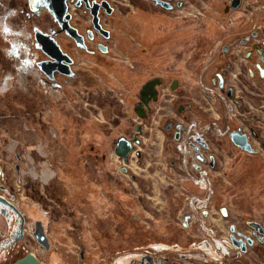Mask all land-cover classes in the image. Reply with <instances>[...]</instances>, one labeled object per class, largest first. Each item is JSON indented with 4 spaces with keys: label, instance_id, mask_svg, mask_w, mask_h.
Instances as JSON below:
<instances>
[{
    "label": "rangeland",
    "instance_id": "rangeland-1",
    "mask_svg": "<svg viewBox=\"0 0 264 264\" xmlns=\"http://www.w3.org/2000/svg\"><path fill=\"white\" fill-rule=\"evenodd\" d=\"M112 1L115 13L103 17L112 33L110 51L92 54L81 49L82 44L62 39L73 56L72 73L50 78L38 68L42 54L34 44L36 33L57 29L46 22L55 18L48 0H0V97L21 90L24 99H34L51 113L58 109L79 122L94 121L96 137L93 130L86 132L85 157L79 153L74 161L86 164L87 172L95 171L101 182L111 178L117 185L87 204L93 218L70 224L66 216L78 214L75 205L58 202L52 205L54 210L47 207L51 204L38 209L17 182L5 183L0 177V193L18 199L15 203L29 219L23 243L30 251L46 243L40 252L45 264L96 260L100 251L93 247L102 237L103 259L126 261L122 264H149L148 260L230 264L239 258L237 251L243 252V260L264 264V243L257 237L264 227V149L250 155L221 135L219 126L226 114L223 91L217 85L208 89L221 60L224 28L219 13L227 0H186L173 11L161 9L153 0ZM73 7L74 24L86 34L91 19ZM89 43L95 46L96 41ZM146 84H153L149 88L155 98L153 107L146 106L149 116L142 119L136 109L143 106L140 98ZM87 89L94 98L81 97ZM178 102L183 103L185 116L176 115ZM191 103L195 107L187 110ZM167 116L174 120L169 122L172 127H166ZM211 123L205 172L200 173L192 165V142ZM122 137L134 146L127 160L115 152ZM0 142L2 168L7 165L3 156L7 143ZM210 154L215 167L208 164ZM50 211L57 212L56 220L49 217ZM82 227L87 232L81 235ZM232 238L245 242L247 249L241 251ZM248 238L254 240L252 245Z\"/></svg>",
    "mask_w": 264,
    "mask_h": 264
},
{
    "label": "flooded vegetation",
    "instance_id": "flooded-vegetation-1",
    "mask_svg": "<svg viewBox=\"0 0 264 264\" xmlns=\"http://www.w3.org/2000/svg\"><path fill=\"white\" fill-rule=\"evenodd\" d=\"M103 1L107 2V6L99 5L97 7V16L102 28L109 32L108 36H105L93 26L92 14L90 10V7L94 5V3L101 4ZM153 1H156V4L161 9L173 11L181 8L186 0ZM236 2L237 5L234 6L233 3ZM48 3L50 7L53 6L52 0H48ZM73 4L75 6L73 8L87 12L91 19L92 25L86 29V34L80 32L79 28L74 24L75 16L73 11H71ZM64 7V15H69V18L66 20L65 16H63V21L66 20L68 26L73 28L75 33L79 35L78 39L80 40V43H77L75 38L62 27L60 20L54 13L52 16L54 15L55 18H47L46 22L47 24L55 26L57 29L52 30L50 28L51 31L49 30V32L42 33L49 35L52 39H54L60 46L63 53L67 54L70 58H72V60L73 56L63 47V42H65L64 40L68 43L71 42V44H73V42L75 44L77 43L79 46L82 44L80 48H85L86 51H90L92 54L93 52L107 54L110 51L109 40L112 37V33L105 27L103 17H110L115 13L116 6L113 1L65 0ZM108 9L110 11H108ZM220 11L221 12L219 14L221 18L219 22L224 28V34L220 36L221 43L219 54L221 60L218 63L219 66L214 69V74L212 73L209 78L210 88L208 89H216L217 85V89L224 92H222V94L224 95L223 100L225 101L224 106L226 114L223 115L224 120L220 122L221 125L219 126L217 123L216 125H218L219 129H221V135H226L227 139H229L235 147L243 152L253 155L254 153H258L264 149V113L262 114V112H264V0H227L225 4H221ZM226 27L228 28L226 29ZM215 40H218V38ZM90 41H96L95 46L90 44ZM34 44L40 54H42L41 61H54L40 48L35 38ZM238 44L241 48L235 49V46ZM101 47L106 49L102 50ZM210 47L211 52L213 50V44ZM208 57L212 56L208 55ZM69 66L70 68H73V62L70 63ZM38 68L42 71L39 66ZM55 73L58 74L59 72L56 70L54 71V74ZM152 85L153 84H146L143 87L140 98L143 101V106L136 109L137 116L142 119L149 116L146 112V108L153 105L151 103L155 97L152 93L153 89L149 88L152 87ZM178 87V82H175L174 88ZM251 89H253V91ZM246 92L247 94L245 97ZM159 96L160 89L157 91V97ZM176 96L179 97V92ZM176 104H178L176 115L185 116V114H183V110L185 109L184 105H182L183 103L178 102ZM193 107H195V105L191 103L189 104L187 110ZM236 107L238 109H242L243 111H239ZM231 109H235V112L230 111ZM194 110H196V108H194ZM165 116L166 115L164 114L163 117ZM166 120L168 121L166 127L168 125L172 127L169 122H173L174 120H170L168 116L166 117ZM199 122H201V120ZM256 123H259L258 127ZM176 125L177 128H181V124L178 123ZM211 128L212 123L205 127L204 130L206 133H196L192 142L194 158L192 165L195 170L200 173L205 172L203 168L206 165V152L209 150L208 135L211 134ZM232 133H237L241 137L244 136L252 147V151L237 145L232 139ZM175 135H177V133ZM178 139H180V137ZM208 164L210 167L216 166L215 157L211 154L208 158ZM0 195H2L11 204L8 205L0 201V264H13L29 252L33 253L38 258L40 264H45L46 262L40 257V252L42 249L47 248L46 243H39L37 250L35 249L34 251H30L27 244L23 243V240L26 237V226L29 219L27 218L25 211H23V209L15 203L18 199L14 201L10 195L6 193H0ZM257 237L260 242L264 243L263 232L258 231ZM148 262L149 264H158V261L154 260H148ZM139 263L141 264L142 262L139 261ZM173 263L180 264L177 261H174ZM144 264L146 263L144 262Z\"/></svg>",
    "mask_w": 264,
    "mask_h": 264
},
{
    "label": "crops",
    "instance_id": "crops-1",
    "mask_svg": "<svg viewBox=\"0 0 264 264\" xmlns=\"http://www.w3.org/2000/svg\"><path fill=\"white\" fill-rule=\"evenodd\" d=\"M20 93L21 90H18V94L11 96L3 94L0 97L2 98L0 99V140H5L7 143L3 151L7 165L1 166L0 177L5 183L17 182L19 187L23 188L28 202L38 209H41L40 204L44 206L51 204L47 207L54 210L52 205L56 206L58 202L66 204L67 207L75 205L74 209L78 214L75 216L74 213H71L73 215L68 213L66 218L69 223L93 218L94 215H91L87 204L99 200L105 195L104 191L109 192L105 190L106 188L117 186L111 178L101 182L97 179L95 171L89 169L87 172L86 164L74 161V155L77 158L79 153L80 156L85 157L87 147H85L84 135L93 130L92 136L96 137L94 131L96 123L79 122L58 109L51 113L37 105L34 99H24ZM72 130H76V137L75 131ZM74 137L77 141L76 147L71 142ZM10 161L13 163L11 164ZM12 175L13 178L10 180ZM49 217L52 221L56 220L57 212L50 211ZM84 228H81V235L87 232ZM105 244L106 239L102 237L100 244L93 247L100 251L98 258L91 260L88 257L83 261L86 264L126 262L122 259L115 261L103 259L101 251L105 250L103 248ZM236 253H239V258L234 259L235 263L230 262V264H256L250 259H241L243 252Z\"/></svg>",
    "mask_w": 264,
    "mask_h": 264
},
{
    "label": "water",
    "instance_id": "water-1",
    "mask_svg": "<svg viewBox=\"0 0 264 264\" xmlns=\"http://www.w3.org/2000/svg\"><path fill=\"white\" fill-rule=\"evenodd\" d=\"M64 1L65 0H52L53 6L51 7V10L55 14V16L60 20L62 27L66 29L68 33L75 38L77 43H80V40L78 39L79 35L75 33L73 28H70L68 26V23L66 21L69 18V15H64ZM99 5L107 6V2L103 1L101 4L94 3V5L90 7L92 14V23L98 31H100L105 36H108L109 32L103 29L98 21L97 7ZM233 5L236 6L237 2L233 3ZM108 11L110 10L108 9ZM63 16H65V21H63ZM35 39L38 42L40 48L54 60L53 62L41 61L39 64V67L47 76L52 78L54 76V71L56 70L64 75L72 73V70L69 66V64L73 62L72 58H70L67 54L63 53L60 46L56 43L54 39H52L49 35L43 34L42 32L36 33ZM101 48L102 50L106 49L104 47ZM232 139L237 145L243 147L244 149L252 151V147L247 142V139L244 136L241 137L237 133H232ZM133 148L134 146L132 144V141L122 137L119 138L116 142L115 152L118 156L127 160ZM0 201L5 204L11 205L2 195H0ZM259 231L263 232L264 234V227H260ZM232 243L235 246L240 247L242 251H245L247 249L246 243L242 240L232 238ZM247 243L249 245H252L254 243V240L252 238H248ZM13 264H40V262L33 253L29 252L24 257L19 258L17 261H15Z\"/></svg>",
    "mask_w": 264,
    "mask_h": 264
},
{
    "label": "built area",
    "instance_id": "built-area-1",
    "mask_svg": "<svg viewBox=\"0 0 264 264\" xmlns=\"http://www.w3.org/2000/svg\"><path fill=\"white\" fill-rule=\"evenodd\" d=\"M81 97L83 98V99H89L90 97H95V95L91 92V90H89V89H87L86 91H82V94H81ZM123 99L121 100V103H123ZM133 152V151H132ZM132 152H131V154H132Z\"/></svg>",
    "mask_w": 264,
    "mask_h": 264
}]
</instances>
